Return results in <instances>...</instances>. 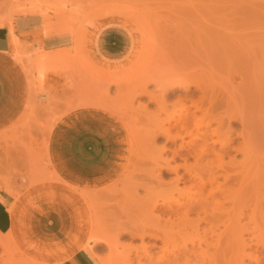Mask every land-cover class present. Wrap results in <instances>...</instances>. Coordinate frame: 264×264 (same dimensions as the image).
<instances>
[{"label": "rangeland", "instance_id": "obj_1", "mask_svg": "<svg viewBox=\"0 0 264 264\" xmlns=\"http://www.w3.org/2000/svg\"><path fill=\"white\" fill-rule=\"evenodd\" d=\"M25 6L54 19L72 42L47 53L42 75L25 72L41 48L14 56L24 73L26 96L21 113L0 129V190L39 197L28 202L23 235L15 233L7 249L0 246V264L8 255L14 262L24 259L21 264H49L65 247L87 241L101 264H125L127 247H138L140 241L119 230V223L129 221V209L120 203L141 176L148 116L165 110L158 114L165 120L167 113L173 116L180 110L170 104L159 112L141 91L143 85L156 91L147 79L168 73L183 49L179 44L187 35L186 0H0V24L12 22ZM139 103H147L145 113L138 111ZM91 124L108 130L112 153L106 167L80 180L62 148L78 147ZM156 192L158 188L150 195ZM144 194L137 188V195ZM33 204L39 206L38 213Z\"/></svg>", "mask_w": 264, "mask_h": 264}, {"label": "bare ground", "instance_id": "obj_2", "mask_svg": "<svg viewBox=\"0 0 264 264\" xmlns=\"http://www.w3.org/2000/svg\"><path fill=\"white\" fill-rule=\"evenodd\" d=\"M184 7L183 49L170 74L147 79L156 91H141L159 112L170 104L180 110L165 120L158 115L165 110L148 116L141 176L120 203L129 221L117 228L140 241L124 262L264 264V0H186ZM96 124L68 152L80 180L110 160L108 130ZM0 235V246L11 247L15 234ZM86 244L92 253L88 241L75 248ZM8 256L3 264L24 261Z\"/></svg>", "mask_w": 264, "mask_h": 264}, {"label": "crops", "instance_id": "obj_3", "mask_svg": "<svg viewBox=\"0 0 264 264\" xmlns=\"http://www.w3.org/2000/svg\"><path fill=\"white\" fill-rule=\"evenodd\" d=\"M58 27L59 24L54 19L48 20L47 14L42 15L34 6L19 8L12 22L0 24V129L17 118L25 102V77L15 57H18L19 52H30L41 48L31 60L30 69H25L26 74L37 71L39 75V71H43L47 53L65 48L72 42L71 34ZM72 133L75 135L77 132L72 130ZM81 135L85 139V135ZM62 149L72 152L74 148ZM36 197H39V194L29 192L15 196L9 191L0 190V233L12 231L21 237L24 233V217L29 210L28 202L35 200ZM38 207L37 204L32 205L37 213ZM24 237L26 236L22 237L20 243L23 242ZM49 264L101 263L84 245L81 248L65 247L57 254V260Z\"/></svg>", "mask_w": 264, "mask_h": 264}]
</instances>
